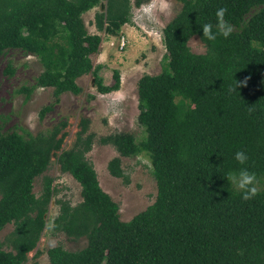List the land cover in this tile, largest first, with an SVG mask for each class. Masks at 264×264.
Returning <instances> with one entry per match:
<instances>
[{"label": "trees", "instance_id": "trees-1", "mask_svg": "<svg viewBox=\"0 0 264 264\" xmlns=\"http://www.w3.org/2000/svg\"><path fill=\"white\" fill-rule=\"evenodd\" d=\"M150 1L0 0V57L21 49L39 58L43 72L35 85L19 90L27 98L37 88H52L56 102L66 93L79 95L78 80L89 74L101 94L118 91L120 71L106 85L103 65L93 62L103 37L89 32L84 14L104 3L94 25L118 36L132 22L133 8ZM176 1L181 9L163 29L162 71L144 74L137 84L146 137L138 141L132 133L115 132L99 139L118 152L108 170L126 183L122 158L150 157L156 201L132 220L121 219L119 204L87 158L96 137L88 118L70 149H63L67 120L36 135L25 128L7 134L0 129V232L14 226L0 241V264H30L57 192L52 178L45 177L40 196L34 184L52 157L82 188L79 204L59 200L52 231L86 238L87 246L51 248L50 264H264V0ZM220 7L227 10L232 33L209 41L200 25H215ZM195 36L205 53L191 49ZM6 71L14 73L11 66ZM52 109L45 106L41 117ZM237 150L248 155L243 165L234 158ZM241 167L256 173L258 191L249 200L227 179Z\"/></svg>", "mask_w": 264, "mask_h": 264}, {"label": "rangeland", "instance_id": "rangeland-1", "mask_svg": "<svg viewBox=\"0 0 264 264\" xmlns=\"http://www.w3.org/2000/svg\"><path fill=\"white\" fill-rule=\"evenodd\" d=\"M152 4L151 16L144 13L143 6ZM166 5V7H162ZM176 0H151L132 11V22L124 25L118 36H108L97 31L94 20L97 11H104L105 4L84 14V21L90 33L103 37L100 53L92 56L95 65L102 64L100 76L106 85L114 83L115 70L121 73V88L109 94H101L96 87L93 74L78 80L83 92L79 95L66 93L59 102L55 101L52 88H37L29 98L22 87H32L43 72L39 58L21 49H8L0 57V129L4 134L22 131L25 128L33 134L50 130L61 120H67V137L63 149H70L81 130L83 118L90 119V133L95 143L87 158L93 163L102 188L119 204L123 221L132 220L137 214L151 206L157 198V183L153 165L147 154L122 158V166L129 180L113 177L109 162L119 154L113 146L102 145V136L115 132L132 133L138 141L146 137L145 129L139 124L138 89L139 79L144 74L156 75L162 71L167 50L163 41V29L181 9ZM189 45L193 52L203 54L207 48L195 36ZM11 66L13 74L6 69ZM53 105L45 117L41 110ZM45 177L53 179L57 192L52 199L46 216L47 227L38 247L29 254L30 264H50L48 251L62 246L77 251L87 246V239L73 240L65 233L54 234L52 223L59 215V200L73 205L82 201L81 185L69 173H64L56 157H52L47 172L35 180L34 193L40 196ZM264 184V180L262 182ZM10 224L0 232V241L13 230ZM6 250H11L5 247Z\"/></svg>", "mask_w": 264, "mask_h": 264}, {"label": "clouds", "instance_id": "clouds-1", "mask_svg": "<svg viewBox=\"0 0 264 264\" xmlns=\"http://www.w3.org/2000/svg\"><path fill=\"white\" fill-rule=\"evenodd\" d=\"M152 7V4L143 6L144 13L151 16ZM162 7H166V5H162ZM226 11L227 10L224 7H220L216 10L215 25L211 22H205L200 25L202 28L203 36L206 37L209 41L215 40L218 35L227 38L232 33V25L224 19ZM244 82L246 81H240L237 83ZM234 158L241 165H243L248 160V155L243 150H237L234 153ZM227 179L238 191H240L242 199L249 200L257 194L258 188L256 186V173L250 171L247 167H241L236 171H230L227 174Z\"/></svg>", "mask_w": 264, "mask_h": 264}]
</instances>
